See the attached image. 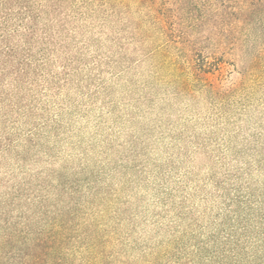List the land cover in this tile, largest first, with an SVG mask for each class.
Listing matches in <instances>:
<instances>
[{
  "label": "trees",
  "instance_id": "obj_1",
  "mask_svg": "<svg viewBox=\"0 0 264 264\" xmlns=\"http://www.w3.org/2000/svg\"><path fill=\"white\" fill-rule=\"evenodd\" d=\"M0 264H264V0H0Z\"/></svg>",
  "mask_w": 264,
  "mask_h": 264
}]
</instances>
